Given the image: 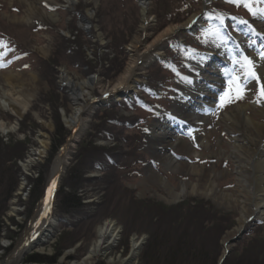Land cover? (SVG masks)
<instances>
[{"label":"rangeland","instance_id":"rangeland-1","mask_svg":"<svg viewBox=\"0 0 264 264\" xmlns=\"http://www.w3.org/2000/svg\"><path fill=\"white\" fill-rule=\"evenodd\" d=\"M149 1L156 29L147 40H153L160 31L176 22L185 25L192 17L196 21L193 26L169 35L162 46L163 54L152 56L144 65L145 74L138 77L140 81L116 98L102 97L101 85L94 82L93 75H99L102 85L106 86L111 71L127 65L125 57L128 55L124 46L113 45L110 41L104 52L95 42L85 45L91 33H85L83 28L87 30V27H81V21L87 16L82 6L77 8L80 13L76 14L63 7L67 6L66 0L54 1L56 6L45 7L55 16L53 19L44 15L26 27L12 24L13 18L21 19L24 15L16 9L18 6L20 9V4H16L19 2L10 5L8 0H0V42L6 45L0 47V74L37 79L33 87H28L32 94L28 95L30 104L24 114L14 116L0 109V122H6L14 130L8 134L0 131V264H58L66 254L67 262H78L92 250L105 220L117 217L130 225H118L123 231L122 239L101 264H107L111 258H128L131 236L149 240L145 258L140 261V253L139 259L131 262L133 264H264V221L250 218L249 227L238 232L241 216L237 209L228 217L226 225L203 230L206 220L200 216L209 219L218 210L216 207V210L200 208L197 200L199 203L212 202L193 194V183L198 177L187 175L185 171L169 172L161 163L172 158L188 166L207 167L223 183L224 190H233L236 164L231 156L232 137L224 120L237 106H253L248 115L256 121L264 119L259 112L264 105L259 95L262 77L255 67L260 78L257 83L241 67L245 57L242 49L250 60L264 51L263 43L248 33L250 25L264 23V15L258 12L253 16L243 2L257 10L264 9V2L242 0L237 5L228 0ZM92 3V9L88 10L93 20L98 13L94 22L97 21L100 30L106 23V28L102 29L108 28L110 38L114 35L130 39L132 23L139 27L142 0H95ZM10 6L14 7L12 12ZM21 9L25 10V6ZM6 15L10 17L3 18ZM218 15L223 17V23ZM63 29H69L70 33L64 35ZM113 30L115 33L110 34ZM40 33L42 35L38 36ZM43 35L51 41L42 39ZM241 35L247 37L238 42ZM42 48L46 49L47 57L42 56ZM221 50L223 55L218 54ZM213 66L222 69L223 80L215 89V83L207 80ZM63 71L73 81L93 80L88 88L93 97L91 100L86 97L85 105L93 101L91 108L94 109L92 114L85 115L90 120L76 141L62 174L52 220L47 225L52 237L47 243L43 241L41 247L34 246L21 257L11 259L29 233L36 211L46 197L57 156L71 135L64 117L74 116L77 103L72 101L69 87L58 83ZM119 76L114 80L118 81ZM17 84V89L25 86L21 81ZM198 84L207 85L209 96L194 98L191 95L193 86ZM235 85H239L243 98L222 107L221 96ZM11 86L4 77L0 78V89ZM182 115L191 118L184 120ZM162 129L169 131L166 147L151 143L154 136L163 133ZM43 140L48 144L46 153L41 155ZM204 144L207 146H202ZM183 145L202 157L195 158L192 151L186 155L180 150ZM222 153L226 156L217 158L216 155ZM221 171L229 174L219 178ZM91 176L96 178L93 182ZM103 181L113 183L104 185L108 190L104 194L99 192ZM163 182L173 193L163 189ZM184 184L188 189L186 197L175 199ZM90 200L95 202L90 203ZM139 203L144 207L141 214L137 209ZM15 206L18 211H14ZM184 209L193 210L196 219L188 218ZM228 235L232 240L225 242ZM235 239L237 243L232 242ZM226 250L231 254L221 261Z\"/></svg>","mask_w":264,"mask_h":264},{"label":"bare ground","instance_id":"bare-ground-1","mask_svg":"<svg viewBox=\"0 0 264 264\" xmlns=\"http://www.w3.org/2000/svg\"><path fill=\"white\" fill-rule=\"evenodd\" d=\"M10 5H13V2H19L16 3L19 6L16 7V9L20 13H24V15L21 16V19L19 18H13L12 24H20L24 25L26 27L30 26L31 22L37 20L36 18H43L45 15H50L45 7L47 6H56L54 3L57 0H8ZM55 1V2H54ZM95 0H66L67 6H63L64 8H69L73 13H80V11H77V8L79 6H82L83 12H87V16L83 18V22L81 21V27H87V30L83 28V31L93 33L94 35H88L87 42H85V45L90 46V44H93L95 42V45L100 48L103 52L106 51V43L109 45L110 42H112L113 45L117 46H124L126 54L128 56L125 57V60L128 61L127 65L119 66L120 68L114 69L111 71V77L108 79V84L106 86L102 85L100 76L93 75V80L96 82L101 89V96L102 97H110L114 96L116 98H119L120 92L125 90H131L134 88V84L139 82L138 77H142L145 74V64L152 58V56H160L163 53L161 52L162 46L165 42V39L168 38L169 35H174L179 32L181 28H184L186 26H193L196 21L195 17H192L188 23L185 25L179 24V22L175 23L174 26L168 27L166 30H162L153 37V40H147V37H151V35L154 33L156 29L153 28V18L150 12V1L149 0H142V6H141V19L139 23V27H137V24H133V30L131 29L130 33V39L124 40V38L119 36H112V38L109 37L107 34V29L104 23L101 26V30L99 26L94 22L95 19L98 17L96 14L95 19L93 20L92 13H90L89 9H92V2ZM98 1V0H96ZM99 1H107V0H99ZM6 4V2H4ZM78 4V5H77ZM96 4V3H95ZM103 5V4H102ZM21 6H25V10L21 11ZM100 6V5H99ZM10 6V12L13 11V8ZM59 7H61L59 5ZM122 6L119 5V8ZM96 8V7H95ZM76 9V10H75ZM5 9L3 8L1 11L3 12ZM97 10V9H96ZM112 10V7H111ZM116 10V9H115ZM19 13V14H20ZM122 13V12H119ZM125 14V13H124ZM3 15V14H2ZM21 15V14H20ZM51 18L55 17L54 15H50ZM10 16H3V18H9ZM114 17V16H111ZM110 18V17H109ZM90 20V21H89ZM113 20V19H111ZM134 22V21H132ZM128 24V23H125ZM107 25V24H106ZM128 26V25H127ZM81 27L76 26L77 29H81ZM124 27V26H123ZM137 27V28H136ZM30 28V27H29ZM76 29V30H77ZM137 29V30H136ZM98 30V31H97ZM112 30V28H111ZM254 30V31H253ZM97 31V34H96ZM135 31V32H134ZM52 32V31H51ZM64 35L69 34V29H63ZM54 33V32H52ZM115 33L113 30L112 33ZM248 33L252 36L251 38L256 39V41H261L264 45V23L261 22H255V24L250 25ZM37 35V34H35ZM42 35L41 33L38 34ZM63 35V34H62ZM42 39H45L47 41H51L50 37L48 36H41ZM247 37V36H246ZM241 35V38H237L238 42L239 40L246 38ZM110 38V39H109ZM86 40V38L84 39ZM92 40V42H91ZM110 41V42H109ZM51 45H54L51 43ZM105 45V46H104ZM264 49V47H263ZM260 50V49H259ZM40 52L42 56L47 57V51L45 48L40 49ZM108 52V50H107ZM224 51L218 52V54L223 55ZM242 56H246V50H241ZM255 67L257 68L260 76L262 77L263 85H264V51H261V55L259 57H254L251 59ZM225 63H229V61L224 60ZM166 65V62L163 63ZM222 72L221 68H218L216 66L211 67V76L207 77L208 81H211L212 83H215L213 88H218V84H220L222 80L220 73ZM121 75V76H119ZM119 79H116L115 77H118ZM4 77L6 83L8 85H12L9 89H0L1 95H0V109L9 111L14 116H19L20 114H24L30 104V98L28 97L29 94H32L29 92L28 87L32 86L36 83L37 79L36 77H30V78H21L20 76H16L15 74H0V78ZM204 79V76L202 77ZM22 79H24L22 81ZM106 79V78H105ZM93 80H90L88 82H81L78 80L73 81L72 78H69L66 71H63V73H60V80H58V83L60 84H66V86L69 87L71 91L72 101L76 104L77 107L75 109V114L72 117H64V122L70 127L71 129V135L69 137L68 143L63 147L60 154L57 156L55 165L52 170V176L49 181V185L47 187L46 191V197L38 207L35 217V220L32 221L30 224L29 233L24 237L20 245L16 248L14 251L13 256L11 259L19 258L21 255L25 252H27L30 248L35 247H41L43 241L45 243L48 242V238H51V232L48 230V223L52 220V213L54 210V204L56 203V196L58 193V190L60 189L61 179L63 171L65 170V165L68 162L70 153H72V149L75 147L76 141L78 140L80 134L82 133V130L84 126L87 125L90 120L87 116L89 114H92V110L94 108H91L94 103L93 101L90 104L85 105L86 97L90 98L93 97V93H91V89L89 88V82H93ZM24 82L25 86L22 88L17 89L18 82ZM60 81V82H59ZM110 83V84H109ZM206 83V82H204ZM133 86V87H132ZM33 87V86H32ZM30 87V88H32ZM92 87V85H91ZM212 87V85H211ZM193 92L191 95L195 97H202V96H209L207 92H209L207 85H194L193 86ZM16 90V91H15ZM212 97V96H211ZM71 103V102H70ZM95 107V106H94ZM254 108L253 106H237L233 109V111L228 115L226 120H224V126L227 130V132L232 137L231 139V145H232V159L234 163L236 164V177L234 181V188L232 191L228 192V190L223 189V183H221L219 180L214 177V174L212 171L207 169V167H197L195 165L188 166L184 163H177L176 160L172 158L165 159L164 162H161L165 168L169 172L173 173H181L186 172L187 175L197 176L198 179H196V182H194V188L193 191L195 195L200 196V199L211 201L210 202H200L198 201V204L205 209H215L217 208L218 212L215 213L212 217L206 218L205 216L201 215V218H205L206 223L203 226V230H207V227H215L217 225L227 224L230 220L228 217H232L233 210H240V220L238 222V228L236 231L240 232L241 229L249 227L247 225V222L250 218H258V220L264 221V119L262 118L263 122L256 121L253 117L248 115V112L252 111ZM259 112L264 117V105L260 107ZM87 116L85 117V115ZM182 119H189L191 117L182 115ZM193 120V119H192ZM163 133L161 132L158 136H154L152 138L153 142L156 146L166 147L168 145V141L166 140V137L169 135V131L166 129H162ZM0 131L4 134L10 133V131H14L13 128H10L7 126L6 122H0ZM214 133V132H213ZM213 135V134H211ZM207 142V141H206ZM167 143V144H166ZM48 142L46 140H43L41 145V151L39 154L44 155L47 151L46 145ZM153 145V144H152ZM178 146V144H177ZM202 146H207L206 144ZM165 149V148H164ZM180 150L182 152H185L186 155L190 154L192 151L189 149L186 145H183ZM193 152V151H192ZM192 154V153H191ZM193 155L195 158H201L202 155L198 154L197 152H193ZM217 158H223L226 155L219 154L216 155ZM169 157V156H168ZM229 162L231 160H228ZM207 166V165H206ZM104 174V173H102ZM229 174L228 171H221L220 175L218 177H226ZM90 180L92 182L95 177L91 176ZM154 178V177H153ZM108 183L107 181L100 182V184L103 187H100L102 190L99 192L104 194L106 193V186L104 185H112V181ZM165 182V181H164ZM163 182V189L165 191H169L173 193L172 188L168 186V184ZM160 183V182H159ZM107 186V189L109 188ZM187 184L183 185V188L180 190L179 194H176L175 199H182L183 197H186L185 192H187ZM79 192H82V190H78ZM98 190H95L97 192ZM99 196L100 194H96ZM87 199V198H86ZM95 202L90 200V203ZM197 203V202H196ZM195 203V204H196ZM214 205V206H213ZM15 206L14 211H18V209ZM216 207V208H215ZM137 209H140V214L143 212L144 207L141 203L138 204ZM220 210V211H219ZM186 212V215L188 218L196 219V214H193L194 211L190 209H184L182 210ZM196 215V216H195ZM158 216H156V222H157ZM124 219L120 218H114V219H107L105 222L100 226L97 237L94 239V246H92V250L90 253H88L87 256L84 257V259L78 261V262H67L65 258L68 257V254L64 255L63 258L58 262V264H101L105 257L110 253L113 248L116 247L119 240L122 239V229L120 226L125 227V224L123 223ZM198 220V218H197ZM235 221V220H234ZM120 225V226H118ZM130 225V224H127ZM131 231V230H130ZM237 234V233H236ZM55 236V235H54ZM149 236V233H148ZM216 236V235H215ZM138 237V236H137ZM135 236H131L130 240V248H129V255L128 258L123 259L121 256L119 258H111L107 261V264H133L134 259L138 258L140 255V261L142 258H145V254H147V250L149 248L148 242L149 240L142 238H137ZM232 237L227 236L225 239V242L231 241ZM233 243H237L238 240L235 239L232 241ZM231 245L227 246L230 247ZM42 252H44V249H41ZM161 253V252H159ZM231 254L230 250H226L224 252V255L221 259V261H224L226 257H228ZM162 255L158 254V257H161ZM40 260V259H39ZM136 261V260H135ZM138 261V260H137ZM220 261V262H221ZM39 262H37L38 264ZM136 264V262L134 263Z\"/></svg>","mask_w":264,"mask_h":264},{"label":"snow or ice","instance_id":"snow-or-ice-1","mask_svg":"<svg viewBox=\"0 0 264 264\" xmlns=\"http://www.w3.org/2000/svg\"><path fill=\"white\" fill-rule=\"evenodd\" d=\"M228 2L236 3L237 5H240L242 0H228ZM264 2V0H262ZM243 6L248 9V11L253 15L256 16L259 12V14L264 15V9H254L253 6L248 2H243ZM217 18L220 20L221 23H223V17L217 16ZM242 23H247L246 21H242ZM254 31V30H253ZM0 47H6L2 42H0ZM241 67L245 68L246 74L257 81L259 83V76L255 72V64L252 60H250L248 57H243V62H241ZM230 85H232V81L230 80ZM259 95L262 99H264V85H261ZM227 97V99H226ZM242 92L239 88V85H235L230 92H225L221 96V106L223 107L225 104L234 102L235 100L242 99ZM260 102V101H257Z\"/></svg>","mask_w":264,"mask_h":264},{"label":"trees","instance_id":"trees-1","mask_svg":"<svg viewBox=\"0 0 264 264\" xmlns=\"http://www.w3.org/2000/svg\"><path fill=\"white\" fill-rule=\"evenodd\" d=\"M60 132V131H59ZM61 133V132H60Z\"/></svg>","mask_w":264,"mask_h":264}]
</instances>
